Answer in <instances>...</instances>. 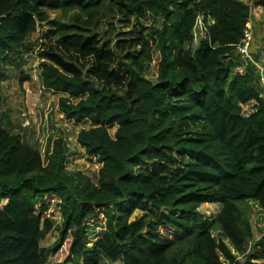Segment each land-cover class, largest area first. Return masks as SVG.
I'll return each instance as SVG.
<instances>
[{
	"label": "trees",
	"instance_id": "trees-1",
	"mask_svg": "<svg viewBox=\"0 0 264 264\" xmlns=\"http://www.w3.org/2000/svg\"><path fill=\"white\" fill-rule=\"evenodd\" d=\"M253 2L264 7V0ZM105 5L119 13L123 27L131 24L118 30L133 36L129 45L140 46L118 68L109 48H99L96 30ZM76 8L71 24L57 19L40 78L44 88L62 93L59 110L66 118L92 123L77 140L102 167L93 181L68 169L70 148L62 134L49 137L42 152L0 120V264H46L65 244L67 254L56 264H102L103 255L122 264H185L187 258L193 264H264V235L255 239L249 206L256 200L264 211L260 71L252 61L244 72L235 71L251 5L0 0V70L1 57L37 33L48 9L66 16ZM148 11L156 20L146 27L140 16ZM199 16L207 31L195 43ZM261 46L264 53V36ZM253 56L257 62L259 55ZM81 59L91 61L87 75L76 64ZM144 61L154 64L155 80ZM29 78L22 72L20 84ZM196 116L206 134L188 128L185 119ZM205 203L221 205L215 219L200 212ZM49 233L57 238L43 246Z\"/></svg>",
	"mask_w": 264,
	"mask_h": 264
},
{
	"label": "rangeland",
	"instance_id": "rangeland-1",
	"mask_svg": "<svg viewBox=\"0 0 264 264\" xmlns=\"http://www.w3.org/2000/svg\"><path fill=\"white\" fill-rule=\"evenodd\" d=\"M52 1V0H49ZM251 5V18L249 21L250 30L254 36L259 39L257 42L258 61L264 65L263 36H264V9L254 5L253 0H245ZM80 13V9L76 8L69 11L66 16H62L59 10L48 9L49 18L43 24L37 26V33L31 36L26 43L15 53L3 55V68L0 70V120L3 124L10 127L11 130L20 131L26 143L44 152L47 147L49 137H56L62 134L70 148L67 159V167L72 171H82L84 174L92 177L96 181L102 162L94 155L86 153L85 149L78 143L77 135L83 128L92 126L90 121L77 122L66 118L59 110V98L62 93L48 90L43 87L40 78V62L44 59L45 51L51 43V37L54 36L57 29V19L71 24V18ZM119 13L111 6L105 5L103 8L102 18L96 30L97 37L100 40L99 48L107 46L112 53L114 68L120 67L118 61L120 59L131 62L128 54L136 55L139 45H129V40L133 36L120 34L118 30H130L129 27L122 26ZM140 22L148 27L155 22L156 17L153 11H148L142 17ZM119 28H118V26ZM139 28L138 23L135 25ZM146 31V30H145ZM126 40V43L121 41ZM262 41V42H261ZM253 53V51H252ZM70 61V60H69ZM76 64L82 69L84 75H87L91 61L87 62L83 59ZM144 69L146 75L152 80L156 79L154 64L144 61ZM84 66H82V65ZM25 72L30 78L21 85L20 74ZM126 87L122 90L124 91ZM188 128L193 132L207 133V129L203 121L198 118L185 119ZM116 126L110 128V132L114 134ZM250 220L254 230L255 239L264 235V211L256 200L249 202ZM221 210L218 203H205L201 206L200 212L209 219H215ZM142 212L138 210L134 215L138 216ZM59 218L58 214L54 217ZM99 229V228H97ZM97 234L96 231L91 232V238ZM213 234L218 239L222 237L220 228L217 224L213 227ZM57 238V233H49L47 238L42 240L41 244L47 246L52 244ZM224 241L237 254L240 262L243 256L235 251L227 238ZM187 247H190L186 244ZM68 251V244L55 256H51L46 264H56L61 262ZM184 253V252H183ZM185 264H193L191 259L187 258ZM102 264H122L121 261H110L106 256H102Z\"/></svg>",
	"mask_w": 264,
	"mask_h": 264
},
{
	"label": "built area",
	"instance_id": "built-area-1",
	"mask_svg": "<svg viewBox=\"0 0 264 264\" xmlns=\"http://www.w3.org/2000/svg\"><path fill=\"white\" fill-rule=\"evenodd\" d=\"M249 25L250 24L248 23L247 27L244 30V35L241 41L236 46L237 53L240 56V62L236 65L235 71L244 72L246 70L248 62H254L260 71V84L262 91L260 92L259 96L264 98V65H262L259 61L256 62L254 60V56L252 53L254 36L250 30ZM206 27L207 23L203 20L202 16H199L193 29V42L197 43L201 38H204L206 36Z\"/></svg>",
	"mask_w": 264,
	"mask_h": 264
},
{
	"label": "crops",
	"instance_id": "crops-1",
	"mask_svg": "<svg viewBox=\"0 0 264 264\" xmlns=\"http://www.w3.org/2000/svg\"><path fill=\"white\" fill-rule=\"evenodd\" d=\"M260 8H263L264 9V7H260ZM259 41V39H257V37L255 36V39H254V42H253V45H252V51H253V53H257V42ZM262 42V41H261Z\"/></svg>",
	"mask_w": 264,
	"mask_h": 264
}]
</instances>
